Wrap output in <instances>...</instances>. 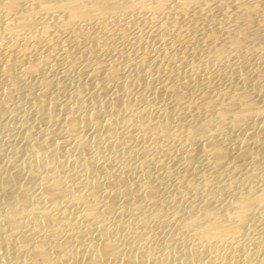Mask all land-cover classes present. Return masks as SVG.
Segmentation results:
<instances>
[{
	"label": "bare ground",
	"instance_id": "6f19581e",
	"mask_svg": "<svg viewBox=\"0 0 264 264\" xmlns=\"http://www.w3.org/2000/svg\"><path fill=\"white\" fill-rule=\"evenodd\" d=\"M0 264H264V0H0Z\"/></svg>",
	"mask_w": 264,
	"mask_h": 264
}]
</instances>
